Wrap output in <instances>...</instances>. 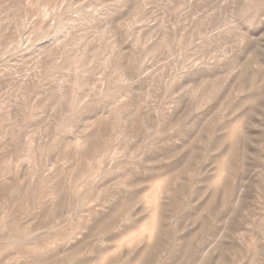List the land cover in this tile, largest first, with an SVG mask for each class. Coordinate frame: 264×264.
Instances as JSON below:
<instances>
[{
  "label": "rangeland",
  "instance_id": "374dc122",
  "mask_svg": "<svg viewBox=\"0 0 264 264\" xmlns=\"http://www.w3.org/2000/svg\"><path fill=\"white\" fill-rule=\"evenodd\" d=\"M0 264H264V0H0Z\"/></svg>",
  "mask_w": 264,
  "mask_h": 264
}]
</instances>
